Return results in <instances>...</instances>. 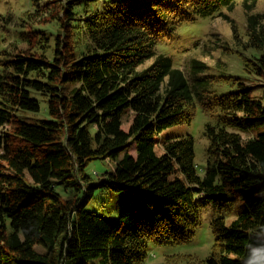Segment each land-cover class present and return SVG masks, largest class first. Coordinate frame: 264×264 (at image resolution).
<instances>
[{"label":"trees","instance_id":"obj_1","mask_svg":"<svg viewBox=\"0 0 264 264\" xmlns=\"http://www.w3.org/2000/svg\"><path fill=\"white\" fill-rule=\"evenodd\" d=\"M257 1L31 0L25 24L53 35L28 30L24 49L0 51V264H140L145 239L193 235L201 200L240 210L227 225L210 220L200 264H264V105L219 64L191 59L185 75L155 53L179 22L227 20L237 4L243 46L264 51ZM244 70L264 80V58ZM196 105L215 116L202 176L191 136L161 134L188 124ZM104 161L113 168L91 171ZM97 191L117 195L116 217L87 210Z\"/></svg>","mask_w":264,"mask_h":264},{"label":"rangeland","instance_id":"obj_2","mask_svg":"<svg viewBox=\"0 0 264 264\" xmlns=\"http://www.w3.org/2000/svg\"><path fill=\"white\" fill-rule=\"evenodd\" d=\"M31 9V0H0V51L15 52L17 49H24L25 44L20 42V37L28 30L43 31L52 37V25L50 24L31 26L25 24L26 14ZM263 11L264 0H258L254 13ZM223 14L227 20H223L217 15H211L179 22L172 32L166 31L156 40L155 53L168 57L174 67L181 69L185 75H187L191 59L201 60L212 68L219 64L226 76L240 78L244 85L252 87V96L259 99L264 105V80L248 74L244 70L245 60L254 61V59L264 58V51L243 46L246 40L244 34L245 15L239 4L232 12L223 11ZM229 21L236 25L238 41L232 37ZM205 53H208V56H204ZM150 62L151 60L144 62L138 69L146 67ZM233 88L235 85L227 86L228 90ZM40 105L43 108L42 100H40ZM129 117V114L123 117V129L127 127ZM214 121L215 116H210L201 109L200 105H196L188 124L173 125L161 132V134L174 136H191L193 162L196 166V174L199 176L203 174L201 168L204 167L207 146L204 127L207 123L212 124ZM261 130L262 128H258L256 131ZM251 134L242 133L241 136L246 138ZM153 150L157 155L162 153V149L157 145ZM112 168L113 163L110 161L94 162L91 171L102 173ZM116 196L97 191L87 206V210L97 208L109 217H116L119 209V200L115 198ZM227 205L221 210H217L216 205L208 201L198 202V224L194 228L193 235L186 239L175 240L169 237L145 239L146 257L140 264H200L210 254L214 242L209 226L210 220L221 216L224 224L227 225L240 210L238 201ZM85 264H98V259L88 260Z\"/></svg>","mask_w":264,"mask_h":264}]
</instances>
